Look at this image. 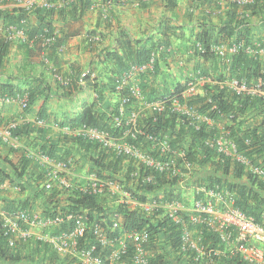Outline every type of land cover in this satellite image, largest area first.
<instances>
[{
    "label": "trees",
    "instance_id": "trees-1",
    "mask_svg": "<svg viewBox=\"0 0 264 264\" xmlns=\"http://www.w3.org/2000/svg\"><path fill=\"white\" fill-rule=\"evenodd\" d=\"M69 4L71 5L69 9L77 8L83 11L90 5V1L73 0L69 1ZM252 6H259V3ZM54 9L39 8L35 10L37 15H40L42 10L44 11L39 17L40 21H43L44 24L37 31L26 33L24 30L27 38L43 39L55 30L49 23L50 18L55 12ZM58 12L63 13L64 9H60ZM26 15L27 10L20 6L12 8L11 11L5 14L0 11L3 30L7 33L10 28H22L23 19ZM243 32L240 30L235 34V44L240 45V48L233 54L229 65L219 63L217 60L218 55L210 50L209 45L217 43L216 37H214V34L210 30L202 29L196 34L192 45L194 54L202 58L204 62L210 63L196 67L197 75L206 77L214 82H224L232 79L240 80L248 88L256 87L264 91V73L260 71V63L255 58H249L242 49V43H249L246 32ZM234 33H236V27L231 22H228L217 26L215 35L222 34L229 37ZM165 34L175 36V32L173 31L170 34L166 32L162 34L163 38L159 39V41H155L152 36L133 39L129 33L120 30L114 39L113 45L96 54V59L110 67V70L103 74L104 80L97 82L89 79L90 71H87L81 74L78 79L70 78V82L65 87V90L67 93L77 91L78 82L81 80L85 86L90 85L96 93V105L99 102L101 103L105 91L117 95L119 101L120 97L127 94L129 87L123 85L121 90H116V81L122 74L130 70L131 66L141 67L151 64V72L159 70L158 63L154 60L153 54L158 50L159 46H168L169 39L164 38ZM87 43L88 45H94V43L89 41ZM197 43H200L205 48L204 52L197 50ZM8 48L9 41L0 39V68ZM36 78L37 80L41 79L40 77ZM17 79L19 80L17 76H10L6 81H2L0 78V95L8 94L14 96L26 90L27 88H20L17 85L15 81ZM32 79L34 77H27L25 80L30 88L32 86ZM174 84L171 90L163 88L161 91H158L157 88H153L149 93L150 95L145 94L146 100L154 102L168 95L176 94L179 98V103H185L191 108L192 106H196L197 114L209 118L213 122V125L201 122L195 127V122L190 115L175 112L168 105L164 111H153L149 116H141L138 127L141 133L131 136L134 130L133 128L130 129L131 126L126 124L127 117L124 114L128 115L134 110L133 105L135 101L126 106L118 126L113 123V118L119 115L118 101L100 110L96 109V105L92 103L85 106L75 116L66 119L64 124L69 129H74L80 125L94 127L100 131L108 132L116 139L124 138L128 143L149 153L156 160L161 159L158 150L156 146L152 147V143L146 139V136H153L155 144L164 136H167L170 140V153L177 154V150H181L182 152V156L179 159L180 165L184 162L196 168L195 172L193 171L192 177L199 186L216 188L222 198L227 196L232 207L251 216L256 223L264 226V181L248 169L249 166L264 169V93L239 94L224 84L222 87L215 85L213 89L206 88L208 92L202 97L195 96L196 98L184 101L178 94L185 89L186 82H175ZM32 94V90L28 92L30 100ZM44 107L45 101L42 102L37 114V118L40 120ZM219 122H224V125L222 127L218 126ZM27 131H29V126L25 124L24 126L14 128L11 135L16 137L22 133H27ZM38 131L42 132L41 129H38ZM184 138H187V142L184 141L185 143H183ZM219 138H222L225 144H233L235 154L246 159L247 164L237 160L235 156L219 150V145L217 144V139ZM74 141L77 147L84 153H93L90 156V161L94 166L92 167L94 172H96V177L100 179L112 177V174L109 172L105 175L103 173L118 167V163L111 162L110 160L107 161V155L101 144L79 136H76ZM51 147L54 148V146ZM34 154L47 155L50 158L54 156L53 149L50 148H43L40 152H34ZM117 158L115 157L116 160ZM120 158L117 161L123 165L124 159ZM19 159L17 163L11 160L8 161L9 166L17 176H20L25 171L30 160L38 164L37 161L30 158L28 153L25 154V157L22 156ZM134 166L138 170V182L136 188L128 187V189L131 195L138 201H148V197L156 195L154 193L156 191H162L163 193L166 191L165 195L167 197L164 200L182 201L180 192L175 188L180 180V176L173 174L170 168L158 171L153 166H147L142 162L138 163V165H133L129 161L127 166L128 172L134 169ZM41 172L44 173V171L38 172V178L42 176ZM149 173L153 175V182L142 184V176ZM5 178L8 179L9 176L5 175ZM81 183L82 185L86 184L84 182ZM174 189L176 192H173ZM48 194L56 197V199L61 196L58 188H53ZM106 196V194L100 196L92 192H84L78 187L66 191L64 201L58 202L60 206L59 213L65 219L67 215H71V217L69 220H65L62 224L53 228L52 236L72 231L76 226L77 219L80 217L85 220L86 230L83 237L77 239L76 249L81 251L93 247L94 253L92 254L99 256L103 260L102 264H110L111 252L116 249L117 243L123 239L126 233L145 230L148 234V239L141 243V245L145 251L146 264H179L178 257L174 255L181 254L187 261H192L195 257L197 253L196 249L186 244L184 237L186 231L190 233L197 229L200 233V239L204 244L207 246L210 244L212 249L220 247L219 249L223 251L220 255L205 254V257H208L212 264H249L242 258L240 252L233 251L230 254L227 253V249L224 243H222L224 241L221 237L222 233L208 228L206 224L193 223L187 212H179L178 218L180 221H175L168 214H163L161 209L154 212L151 216H146L136 208L133 209L127 206L109 207L103 204L104 198L109 201ZM219 205L221 208L223 207L222 204H217L216 208ZM8 207V212L18 209L17 206ZM24 207L22 209L26 210ZM53 214H56V210H51V212L47 213L46 217H50ZM114 215H120L121 217L119 228L112 227L111 220L115 218L113 217ZM98 234L104 237V243L99 240ZM124 243L125 251L121 254L119 262L131 264L135 245L130 239H125ZM45 245L48 244L45 243ZM0 258L11 261L20 260L16 248L9 246V236L3 233L1 223ZM73 261H76V259L71 260V262ZM77 264L80 263L77 262Z\"/></svg>",
    "mask_w": 264,
    "mask_h": 264
},
{
    "label": "crops",
    "instance_id": "crops-1",
    "mask_svg": "<svg viewBox=\"0 0 264 264\" xmlns=\"http://www.w3.org/2000/svg\"><path fill=\"white\" fill-rule=\"evenodd\" d=\"M69 1L71 0H53L55 12L49 23L57 31V35L52 43L45 44L42 38H27L25 34V32L39 30L44 24L39 18L44 11L42 10L40 15L35 13V10L41 8L39 5L26 8L23 3H16L15 0H0V11L4 14L18 6L27 10L22 28H10L6 33L3 30V22L0 20V39H4L6 34H13L0 68V78L6 81L10 76H17L19 78L15 80L17 85L20 88H27L23 92L31 90L33 92L31 100L29 98V105L25 109L20 106L18 100L0 103V129L10 123H16L17 127L25 124L29 126L27 133L16 137L11 136L7 140L0 138V223L7 224L10 221L8 206H17L21 209L25 206L26 210L39 217H46L51 210L59 213L58 202L64 201L66 191L75 187L81 189L90 183L91 175L96 173L90 161L93 153H84L77 147L74 141L75 135L65 126L64 121L75 116L85 106L95 104L96 93L90 85L78 86L77 91L67 93L66 86H61V80L63 78L78 79L87 71H90L89 79L97 82L104 80L103 74L108 72L110 67L96 59V54L113 45L120 30L129 33L133 39L152 36L155 41L162 39V34L165 32L167 34L175 32V36L165 34L164 38L169 39L168 46H159L153 54L159 70L151 72V65L140 72L132 70L126 80L128 87L137 86L141 90L142 100H135L133 105L138 116L151 114L145 94H149L153 88H157L158 91L163 88L171 90L175 82L194 81L197 86L195 96L202 97L208 92L206 88L213 89L215 85L222 87L224 84L229 86L230 80L214 82L196 73V67L210 64L194 54L192 49L195 35L202 29L210 30L216 37L217 43H222L226 49V56L225 59L217 58V60L227 65L232 61L234 54L232 46L235 44V34L240 30L245 31L249 43H242V49L249 58L257 59L261 66L260 71L264 73V7L261 5L256 7L238 5L232 0H130L127 2L89 0L90 5L80 11L77 8L69 9L71 6L68 4ZM95 1H97L96 4H94ZM60 9H64V12L59 13ZM228 22L236 27V33L229 37L222 34L216 36L217 26ZM20 30L22 34H19ZM86 32H95L102 38L99 35V40L92 42L94 45H88L85 39ZM27 77H34L31 88L25 82ZM36 77L41 79L37 80ZM44 101L45 107L40 120L37 114ZM117 101V95L105 91L101 103L95 104V108L100 110ZM193 107L196 110V106ZM124 115L128 117L126 113ZM194 121L195 127L201 122L213 125L210 119L197 112H195ZM184 141L187 142V138H184ZM43 148L53 149L54 156L51 158L48 156L52 162L66 161L69 168L57 174H48L50 166L41 162L36 158L37 154H34ZM26 153L38 164L30 160L25 171L17 176L8 161L17 163L20 157H25ZM105 153L107 161H117L109 153ZM128 162L124 160L123 165L118 162L116 175L131 176L132 171L128 172L127 169ZM40 171L44 173L41 172L42 176L38 178ZM107 173L108 171L103 175ZM109 173L112 174L111 171ZM5 175L9 178L6 179ZM46 182L51 184L49 189L44 187ZM81 182L86 184L82 185ZM53 188H58L61 192L58 199L48 194ZM175 188L179 192L183 189L178 184ZM112 194L115 197L111 201L118 203L115 207L125 206L120 204L116 193ZM103 204L110 207V201L105 198ZM182 208L186 210L188 207L184 205ZM164 210L167 213V209ZM119 220L121 221L120 218ZM56 226L24 225V228L27 227L30 231L28 237H22L19 232H16L10 237L13 245H9L16 248L20 260L11 261L0 258V264H76L80 262L76 250H57L49 243L37 239V236L41 234L52 236L53 228ZM125 239L127 238L124 235L123 239L117 243L116 249L125 244ZM75 259L76 261L71 262ZM119 264L126 263L119 262ZM131 264L137 263L132 260Z\"/></svg>",
    "mask_w": 264,
    "mask_h": 264
},
{
    "label": "built area",
    "instance_id": "built-area-1",
    "mask_svg": "<svg viewBox=\"0 0 264 264\" xmlns=\"http://www.w3.org/2000/svg\"><path fill=\"white\" fill-rule=\"evenodd\" d=\"M117 2H127L130 0H114ZM16 3H23L26 8H32L35 5L42 6L43 8H51L53 6L52 0H15ZM232 2L238 4V5H254L256 3H259V5L264 7V0H232ZM19 34H22V31H18ZM13 34H8L7 39H11ZM57 31L53 30L48 36H45L43 38V41L45 44H50L54 41L56 38ZM87 41L89 42H96L99 40V35L97 33H91L88 36H86ZM196 48L199 52H204L205 48L200 44H196ZM209 48L211 51H213L215 54L218 55L219 58L225 57L226 49L222 46V43H211L209 45ZM240 48V45L234 44L232 46V52H236ZM152 61V59H151ZM151 64H146L141 67H134L131 66L130 70L125 72L121 75V77L116 81L115 88L116 90H121L123 85H126V80L130 76L131 71H143L146 67L150 66ZM70 82V78H63L61 80V86H67ZM79 86H83L84 82L79 81ZM229 87L232 88L236 93H247V94H253L256 92L264 93V91H261L259 88H248L244 82H241L240 80L232 79L230 80ZM197 94L196 91V84L194 82H188L186 84V87L183 91H181L178 95L181 96V98L186 101L188 99L193 98ZM143 98L141 90L139 87H129V90L126 95L120 97L119 99V105H118V112L119 115L115 116L113 118L114 125L118 126L121 122V116L125 112L126 106L130 104L132 101L139 100L141 101ZM10 100H18L20 106L25 109L29 105V96L28 92H21L14 96L8 95V94H1L0 95V103L7 102ZM170 105L172 110L178 113L188 114L194 116L193 110L186 107L185 103H179V98L176 94L168 95L165 98H162L160 100L150 102L149 108L151 112L157 111L161 112L164 111L165 108ZM138 118V113L135 110H132L129 113L127 124H130V129L133 128L134 132L131 134H137L141 133L136 125V120ZM16 123H10L5 128L0 129V138L3 140H7L12 135V130L16 128ZM69 129V128H68ZM75 136H79L86 140L91 141H97L99 144L102 145L103 148L110 150L113 152L115 156H129L137 160V164L142 162L147 166H153L158 171L167 170L166 168H170L173 174H178L183 176L186 173L185 169H188L190 167L189 164L182 162H178V159L180 156L175 155L174 153H170V141L167 136H164L158 143L155 144V139L153 136H146V139L152 143V147L156 146L159 156L161 159H154L149 153H140L137 148L126 142L121 140L120 138L116 139L115 137H112L108 132L100 131L94 127H89L85 125H80L74 129H69ZM224 141L222 138L217 139V144L219 145L218 148L221 151L226 150V147L224 146ZM231 152L235 153L233 144H230ZM165 155V156H164ZM181 155V154H179ZM236 159L241 161L244 164H247L246 159L241 157L240 155H236ZM36 158H38L41 162H45L50 167L48 169V174H57L59 171L68 169V162L66 161H56L52 162L50 158L47 155H36ZM248 169L251 173L256 174L261 180L264 181V169L260 167H251L249 166ZM54 174V175H55ZM131 177H136L138 179V170H134L131 172ZM142 184L151 183L153 182V175L151 173L144 174L141 178ZM44 187L46 189H49L51 187L50 182H46L44 184ZM124 188V189H123ZM84 192H92L95 194L103 193L104 191H110V193H116L118 195V198L120 200V204L122 205H128L130 208L133 209H139L142 211L143 214L146 216H151L154 212L158 211L159 209L165 211L164 209H167V213L163 212V214H168V216L172 217L175 221L179 220V212L180 208H182V205L179 201H164V200H152L148 205L143 204V202L138 201L136 198H134L130 190L126 189L125 187H120V185H113L112 182L108 181L107 179H100L97 178L94 174L91 175L90 183L87 184L84 188H81ZM213 189H208L207 192L209 195L213 194ZM217 194V192H216ZM218 195V194H217ZM164 202H168V204H164ZM194 207L197 212H199L198 216L196 218L191 217V220L193 223H203V224H210L211 220L210 218H207L209 214L217 215V230L218 232L222 233L221 237L223 240H229V239H237L240 243V249L241 246L246 242L254 243L257 245H263L264 244V226L256 223L254 219L246 215L244 212L240 211L236 208H230L226 211H214L213 205L210 202H203L201 200H196L194 202ZM151 211V214H148L149 211ZM67 217H71V215H67L66 219L60 214L56 213L53 214L50 217H39L38 215H35L28 210H23L21 208H18L12 212H10V221L7 224H4L1 222L2 230L5 235L9 236V245H13V241L10 239L11 235L19 232L22 237H28L30 231L25 226H56L62 224L65 220H67ZM112 221V227L113 228H119L121 221L120 215L119 216H113ZM120 221V222H119ZM86 230V224L85 220L82 218L77 219L76 226L74 229L70 232H63L62 234L58 236H45L43 234L38 235L37 239H40L44 242L49 243L52 245L53 248L57 250L61 249H73L76 250L79 258H80V264H102L103 260L99 256H95L93 252V247L88 249H83L81 251H78L76 249L77 245V239L83 237ZM188 235L189 233L185 232L184 242L191 247L195 248L197 253L195 257L192 259L194 264H198V259L200 258V255L198 253V249L195 247L193 242L188 241ZM125 237L127 239H130L131 242L135 245V252L132 257L133 262L137 264H146V258L144 257L145 251L142 249L141 243L145 242L148 239V234L145 230H141L138 232H128L125 234ZM98 238L102 243H104V237L101 234H98ZM245 250V249H244ZM125 247L124 245L119 246L116 250H114L111 254L110 264H118L121 254L124 253ZM252 254L262 259L263 257V249L258 247L253 248L251 250ZM241 254V253H240ZM242 256V255H241ZM242 258H244L242 256ZM245 260H252V257L246 256L244 258ZM209 264V263H204Z\"/></svg>",
    "mask_w": 264,
    "mask_h": 264
},
{
    "label": "rangeland",
    "instance_id": "rangeland-1",
    "mask_svg": "<svg viewBox=\"0 0 264 264\" xmlns=\"http://www.w3.org/2000/svg\"><path fill=\"white\" fill-rule=\"evenodd\" d=\"M96 3H97V1L94 2V4H96ZM93 8L95 9L96 6L94 5ZM100 37H101V35H100ZM196 89H197V86H196ZM223 125H224V122H220L219 123L220 127H222ZM183 143H185L184 140H183ZM111 155L113 156L112 153H111ZM120 157L121 156H118L117 160L121 159ZM122 159L127 160L126 158H122ZM116 163H118V161H116ZM68 168H69V166H68ZM117 169H118L117 167L114 168V169L113 168L110 169L108 172H110V171L112 172V177L111 178L110 177L109 178H104V179H107L108 181L112 182L113 185L118 183L120 185V187L121 186L122 187L125 186V188H126V186H128V187L131 186L132 188H134L135 187V182H132L130 184L129 178H126L124 176L123 177H119L118 174L116 175V173H118ZM185 170H186V173L183 176L180 175L181 178H180V181L178 183V185L183 188L182 191L180 190V195H181L182 201L181 200H179V201H181L183 203V205H185L188 208L186 210L184 208H180V212H185V213L187 212V214L190 217L196 218L198 216V214H199V212H197L195 210V207H194V202L196 200H201L203 202H210L213 205V210L214 211H218V212L227 210L228 208L231 207L230 201L227 199V196H225L224 198L220 197V195H217L218 193L216 194V192H218L217 190L213 191L212 195H209L208 192H207L208 189L200 188L198 183L195 182L194 178L192 177L193 171L195 172L196 168L189 167L188 169H185ZM113 176H117V177L115 178ZM134 181H136L135 178H134ZM123 184H125V185H123ZM173 192H176V190L174 189ZM105 193L107 195L106 197L110 201V206L111 207H115L116 204H118V203L116 201L115 202L111 201V200H113L115 195L113 196V194L110 193V191H107V190L104 193H102V194H105ZM165 193H166V191L164 193L162 191H157L156 195L149 196L148 197V201L143 202V204L148 205L152 200H156V201L159 200V199L164 200L167 197L165 195ZM164 201H167V200H164ZM216 203L217 204H222L223 207L221 208L220 205H219L218 208H216L217 207ZM164 204L170 205L168 202H164ZM151 211L152 210H150L148 214H151ZM207 218H210V220H211V223L207 224V227L216 229L217 226H218L217 215L209 214L207 216ZM195 224H201V223L195 222ZM189 234H190V236L188 235V241L194 243V245L198 249V253L200 255V258L198 259V261H199L198 264H204V263L212 264L211 261L208 259V257H205V254L220 255L221 253H223V251L221 249H219L220 247H217V249H215V248L212 249L211 245L209 243H207V244H209V246L204 244L203 241H201V239H200V233L198 232L197 229L191 231ZM222 243H224L228 254H230V252H233V251L240 252L241 253L240 255H242L244 258L246 256H249V257L253 258L251 261L248 260L250 264H264V253H263L262 259H260V258L255 257L252 254V252H251V250H253V248L258 247V246L260 248L264 249V244L263 245H257V244H254V243L246 242L243 245V247L241 246V249H240V243H239V241L237 239L224 240ZM67 250H70V249H67ZM70 252H72V251H70ZM174 256L178 257V260H179L178 263L179 264H194L193 260L192 261H187L181 254L180 255L177 254V255H174Z\"/></svg>",
    "mask_w": 264,
    "mask_h": 264
},
{
    "label": "clouds",
    "instance_id": "clouds-1",
    "mask_svg": "<svg viewBox=\"0 0 264 264\" xmlns=\"http://www.w3.org/2000/svg\"><path fill=\"white\" fill-rule=\"evenodd\" d=\"M71 1H73V0H71ZM52 3H53V6L51 7V8H55V6H54V2H53V0H52ZM68 4H69V2H68ZM41 8H43L42 6H40ZM51 8H48V9H51ZM44 9H46V8H44ZM92 33V32H91ZM91 33H86L85 34V39L87 40V38H86V36H88L89 34H91ZM6 41H10V39H7V34H6V36H5V38H4ZM12 39V38H11ZM239 50V49H238ZM237 52V51H236ZM236 52H233V53H236ZM225 56H226V53H225ZM219 58V57H218ZM222 59H225V57H223ZM190 82H194V81H190ZM188 83V82H187ZM186 83V84H187ZM195 83V82H194ZM19 93H21V92H19ZM195 97V96H194ZM193 97V98H194ZM189 100V99H188ZM150 103V102H149ZM186 107L187 108H190L191 110H193V112H194V116H195V112H196V110H195V108L192 106V108L190 107V106H187L186 105ZM128 116H129V114H128ZM194 116H193V118H194ZM192 117V116H191ZM141 118V116H138V118H137V120H136V125H137V127H139V121L141 120L140 119ZM127 119H128V117H127ZM126 119V120H127ZM209 119V118H208ZM194 120V119H193ZM211 121V120H210ZM127 122V121H126ZM195 122V121H194ZM212 122V121H211ZM220 123V122H219ZM219 123L217 124L218 126H219ZM127 124V123H126ZM128 125H130V124H128ZM139 129V128H138ZM140 130V129H139ZM76 137V136H75ZM78 137V136H77ZM121 140H123V141H126L124 138H121ZM170 141V140H169ZM127 142V141H126ZM230 144L231 143H227V144H225L224 143V146L226 147V150H224V152L225 153H227V154H231L232 156H235V153H233V152H231V147H230ZM137 148V147H136ZM104 149V151L105 152H107V153H109L110 155H111V153L113 154V152L112 151H110V150H107V149H105V148H103ZM137 150L140 152V153H146L145 151H143V150H141L140 148L138 149L137 148ZM179 154H181V155H179ZM176 155V154H175ZM237 155V154H236ZM112 156V155H111ZM177 156H180V158H181V156H182V152H181V150H177ZM113 158H115V157H118V156H115L114 154H113V156H112ZM122 158H126L127 159V161H130V163H132L133 165H138L137 164V160L136 159H134V158H132V157H129V156H121ZM236 157V156H235ZM179 158V159H180ZM130 159V160H129ZM178 159V162L180 161ZM190 167H192V165H190ZM136 166H134V169H131L130 170V172L131 171H134V170H136ZM95 175V174H94ZM96 176V175H95ZM180 176V175H179ZM124 177H126V178H129V181H130V184L132 183V182H135V187L134 188H136V184H137V182H138V179L136 178V177H131V176H129V175H124ZM98 178V177H97ZM134 178L136 179V181H134ZM180 178H181V176H180ZM104 179V178H103ZM180 181V180H179ZM179 183V182H178ZM116 185H118V183L116 184ZM123 185H125V184H123ZM125 187V186H124ZM131 187V186H130ZM132 188V187H131ZM200 188H205V187H203V186H200ZM126 189H128V186H126ZM206 189H213L214 191H216V188H206ZM129 190V189H128ZM105 192V191H104ZM103 192V193H104ZM157 192V191H156ZM156 192H154V193H156ZM218 193V192H217ZM98 194H102V193H98ZM218 195H219V193H218ZM221 197V196H220ZM180 203H181V205L184 207V205H183V203L181 202V201H179ZM230 208H234V207H230ZM230 208H228V209H230ZM227 209V210H228ZM224 211H226V210H224ZM263 251H264V249H263ZM264 253V252H263ZM244 259V258H243ZM247 261V260H246ZM248 263H249V261H247ZM250 264V263H249Z\"/></svg>",
    "mask_w": 264,
    "mask_h": 264
}]
</instances>
